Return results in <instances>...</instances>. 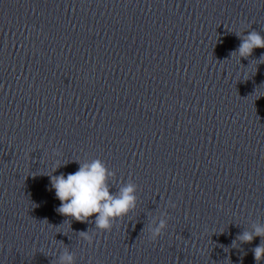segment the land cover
Wrapping results in <instances>:
<instances>
[{"label":"water","instance_id":"95a60500","mask_svg":"<svg viewBox=\"0 0 264 264\" xmlns=\"http://www.w3.org/2000/svg\"><path fill=\"white\" fill-rule=\"evenodd\" d=\"M253 30L264 0H0V264H264V235L238 239L264 228V48L235 51ZM93 159L137 185L108 231L50 183Z\"/></svg>","mask_w":264,"mask_h":264},{"label":"clouds","instance_id":"9594fccd","mask_svg":"<svg viewBox=\"0 0 264 264\" xmlns=\"http://www.w3.org/2000/svg\"><path fill=\"white\" fill-rule=\"evenodd\" d=\"M257 47L264 48V36L253 30L243 35L235 51L239 57H247ZM113 175L114 172L109 170L105 163L93 159L91 163L79 164L75 172L50 176L51 187L55 190V197L60 201L57 211L63 216L82 222L92 217L97 229L111 230L113 221L127 216L135 208L137 187L133 183H127L117 192H112L109 177ZM169 206L175 207V204ZM163 215L167 216L166 213ZM166 228V219L157 218L148 227L150 238L156 239ZM261 235H264V228L256 227L252 232L241 233L238 239L250 242L254 237ZM81 238L91 242L93 234L81 233ZM252 252L257 262L264 260V244H258ZM72 259L68 253L59 257L60 264H72Z\"/></svg>","mask_w":264,"mask_h":264}]
</instances>
